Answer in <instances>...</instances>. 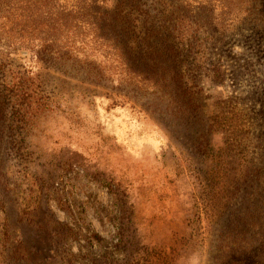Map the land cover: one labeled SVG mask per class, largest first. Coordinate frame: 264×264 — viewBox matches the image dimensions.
<instances>
[{
	"label": "rangeland",
	"instance_id": "1",
	"mask_svg": "<svg viewBox=\"0 0 264 264\" xmlns=\"http://www.w3.org/2000/svg\"><path fill=\"white\" fill-rule=\"evenodd\" d=\"M143 1L172 20L181 55L159 88L12 54L43 107L0 125V264H117L144 245L170 264H254L264 251V0Z\"/></svg>",
	"mask_w": 264,
	"mask_h": 264
},
{
	"label": "trees",
	"instance_id": "2",
	"mask_svg": "<svg viewBox=\"0 0 264 264\" xmlns=\"http://www.w3.org/2000/svg\"><path fill=\"white\" fill-rule=\"evenodd\" d=\"M108 1L0 0V125L6 123L3 115L9 109L19 113L9 123L27 124L28 112L43 107L34 97L40 85L32 71L7 68L19 51L47 68L97 84L117 83L119 88L129 82L138 88H159L160 79L170 71L178 76L181 55L172 20L158 17L143 0H116L113 6ZM9 73L12 79L1 78ZM227 247L231 250V245ZM136 249L117 264L171 262L165 249L145 245ZM262 253L254 264H264ZM228 256H233L231 251ZM242 256L241 262L248 264L250 257Z\"/></svg>",
	"mask_w": 264,
	"mask_h": 264
}]
</instances>
